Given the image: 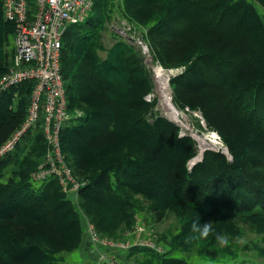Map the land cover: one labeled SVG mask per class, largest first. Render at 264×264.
Returning a JSON list of instances; mask_svg holds the SVG:
<instances>
[{"label":"trees","instance_id":"16d2710c","mask_svg":"<svg viewBox=\"0 0 264 264\" xmlns=\"http://www.w3.org/2000/svg\"><path fill=\"white\" fill-rule=\"evenodd\" d=\"M4 1L0 54L10 61L0 55V78L14 58L3 47L15 36ZM258 6L264 0H93L88 19L68 28L61 53L68 111L81 112L62 128V153L85 186L75 195L65 194L54 176L35 181L48 146L41 124L30 131L0 159V264H57V257L79 250L89 255L88 223L101 237L120 240L137 217L152 213L161 220L169 211L179 230L159 237L167 247H213L246 229L264 243V15ZM116 9L147 29L155 60L186 66L170 83L177 101L201 110L232 160L209 149L189 170L196 141L165 118L148 122L145 97L153 86L140 52L120 40L106 59L99 55L100 32ZM32 86L0 96V146L24 121ZM143 264L191 263L166 255Z\"/></svg>","mask_w":264,"mask_h":264},{"label":"built area","instance_id":"2783aa9c","mask_svg":"<svg viewBox=\"0 0 264 264\" xmlns=\"http://www.w3.org/2000/svg\"><path fill=\"white\" fill-rule=\"evenodd\" d=\"M93 9V0H5L4 18L15 24V42L13 65L0 78V96L12 89L33 83L27 119L15 131L11 138L0 147V159L14 151L22 139L41 124L43 135L48 145L46 158L32 174L35 181L41 182L54 176L65 194L78 195L85 182L77 181L67 165L62 153L60 135L64 125L70 121L68 100L61 73V53L63 37L72 25L85 22ZM124 29L115 28L124 41L135 45L149 63L156 83L166 84L164 94L165 108L175 109L172 97L168 95L171 80L182 75L186 66L166 68L154 59L153 51L145 40L147 29L129 33L137 25L124 19ZM133 32V31H132ZM140 32H143L142 34ZM139 34V35H138ZM171 89V88H170ZM81 113L78 114V116ZM138 219V218H137ZM136 219V221H137ZM138 225V222L137 224ZM127 234L130 238L136 230L142 232L141 238L131 241L116 242L103 238L88 223L86 233L90 242L89 258L85 264H123L117 253L130 248L143 247L161 251L160 246L148 238L142 237L143 229L137 226ZM138 233V231H136ZM136 236V235H135Z\"/></svg>","mask_w":264,"mask_h":264},{"label":"rangeland","instance_id":"374dc122","mask_svg":"<svg viewBox=\"0 0 264 264\" xmlns=\"http://www.w3.org/2000/svg\"><path fill=\"white\" fill-rule=\"evenodd\" d=\"M114 1L118 5V0ZM258 8L260 12L264 15V7L258 6ZM114 13V17L111 19V21L104 22L103 29L100 32L99 55L102 60L107 58L109 50H111L117 42H119L120 40L124 41L119 32L114 31L110 25H114L115 28H119L120 30L124 29L125 27H127L123 21L125 18L120 14V11H118V9H116ZM136 29L138 31H144V28L140 25L133 27V32L129 29L128 31L129 33H133L136 35ZM140 33L142 34L143 32ZM15 37L16 32L12 41L9 43H5V46H3L4 50L7 51V54L12 55L13 53ZM130 45L135 47V45L133 44ZM136 49L139 51L138 48ZM0 55L4 56L3 54ZM140 55L145 65V68L152 79L153 86L150 93L145 97V100L150 104V109L146 112V118L151 124H153L156 118L158 117L165 118L180 127L181 136L187 135L192 137L196 141V153L188 162L189 170H191L196 163L203 160L205 151L209 149L221 151L226 154L230 160H232V156L229 153V149L222 140V137L217 131H214V129L207 123V121L204 119L201 110H194L179 103L176 98V93L174 92V89L171 87V85V89L169 88L168 95L172 97V103L175 109L180 112V114L176 115V112L173 115L172 113L174 111H167L172 110L171 106H166L165 108V101L163 98L168 88L165 87V83L160 84L159 81L156 83L154 75L152 73L151 63L146 60V58L142 55L141 52ZM6 58L7 59H5V61H10L9 57ZM163 87H165V89H163ZM28 88L29 87H27L26 90H28ZM18 95L19 91L14 92V103L17 102ZM30 100L31 94L28 98L27 106L25 108L26 117L22 122L21 126L27 119ZM11 107L15 108V105H12ZM70 115V120L77 119L78 117L77 113H70ZM15 131L11 133V135L4 141L3 144H5L11 138ZM34 135H36V133ZM137 218L138 219L135 222L133 228L131 230L125 231L124 239L111 240H114L116 242H124L131 241L133 237L141 238L142 232H139L140 230H136L137 226H139L140 229H143L142 237H144L145 239L150 238L155 241L158 246H160L161 251H154L148 248L149 251L151 250L154 252L150 253L148 251H144L147 248L134 247L138 249L132 250L133 248H130L124 254L120 252L117 253L118 258L120 260V256H122L123 254V260L127 264H143L144 261L151 259L152 256L156 257L166 255L169 259L179 258L186 260V262L191 264H264V243L262 241V237L249 229H246V232H244V234L242 236H239L238 238L221 239L213 247H203L199 246L198 243H192L189 244L188 248H175L174 246H172L174 248L173 249L171 247H167V244L165 242L163 244L161 241H159V237L164 238L167 234L172 235L179 230V223L177 217L172 211L167 212V215L161 220L156 219L152 213H144L143 216L141 215ZM137 222L138 225H136ZM133 229L138 231V233H136V231L134 230L135 232H132L133 234L130 238H128L127 234L133 231ZM86 236H88L87 233ZM88 258L89 255L87 252L79 250L71 255H65L64 258L57 257V264H85Z\"/></svg>","mask_w":264,"mask_h":264},{"label":"clouds","instance_id":"9594fccd","mask_svg":"<svg viewBox=\"0 0 264 264\" xmlns=\"http://www.w3.org/2000/svg\"><path fill=\"white\" fill-rule=\"evenodd\" d=\"M193 227L196 228V229H200V228H201V226H200L199 224H194ZM203 231H204L205 233L207 232V225H205V226L203 227ZM218 239H221V237H218Z\"/></svg>","mask_w":264,"mask_h":264},{"label":"bare ground","instance_id":"6f19581e","mask_svg":"<svg viewBox=\"0 0 264 264\" xmlns=\"http://www.w3.org/2000/svg\"><path fill=\"white\" fill-rule=\"evenodd\" d=\"M165 83V82H164ZM161 84V83H160ZM159 87V86H158ZM165 87H167V86H165ZM165 87H163V89H165Z\"/></svg>","mask_w":264,"mask_h":264}]
</instances>
